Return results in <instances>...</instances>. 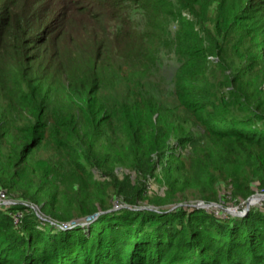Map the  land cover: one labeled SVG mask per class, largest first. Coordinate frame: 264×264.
<instances>
[{
    "label": "trees",
    "instance_id": "16d2710c",
    "mask_svg": "<svg viewBox=\"0 0 264 264\" xmlns=\"http://www.w3.org/2000/svg\"><path fill=\"white\" fill-rule=\"evenodd\" d=\"M0 190L57 223L264 193V0H0ZM96 220L1 207L0 264H264V206Z\"/></svg>",
    "mask_w": 264,
    "mask_h": 264
},
{
    "label": "rangeland",
    "instance_id": "374dc122",
    "mask_svg": "<svg viewBox=\"0 0 264 264\" xmlns=\"http://www.w3.org/2000/svg\"><path fill=\"white\" fill-rule=\"evenodd\" d=\"M228 7V6H227ZM256 192H254L253 194H255ZM262 193V192H259ZM251 196V195H250ZM246 201V200H245ZM245 201H240L237 204H227L226 206H222L220 204H218L217 206L215 205H209V206H205V208H207L208 210H214V213H221L222 216H225L226 214H230L232 216H244L246 213H244V206H245ZM198 203V202H196ZM17 204H21V205H25L30 207V209L33 211V213L41 220L42 223H50L52 225H56L54 227L56 228H63V229H67L69 227H74L77 225H82V226H87L90 223L97 221L96 218H98L102 213L105 212H111L114 210H120L121 208H129L130 210H135V209H143V207L145 208H150L152 210H156V211H170L173 208H176L177 206H179L178 204L172 205L170 208L167 209H162L157 205L154 204H147L144 203L142 206H130L129 204H114V206L108 208L107 210H98L97 212L86 216L83 220L80 219L79 216H73L71 218H67V219H62L61 222L57 223L54 218H52L51 216L45 214L44 212L41 211L40 207H38L37 210L32 208V204L29 203L28 201L25 200H19L16 197H9L6 194H4V192L2 190H0V208H9L11 205H17ZM29 204V205H28ZM182 203H180L181 205ZM194 204L193 202H183V205H192ZM252 206H264V199L257 201L256 203H254L253 205L250 206V208H252ZM199 207V206H198ZM249 208V209H250ZM230 211H228V210ZM248 209V210H249ZM10 214H12V220L15 224H20L21 220H22V212L20 210L17 211H9ZM14 212V213H13ZM237 213H240L239 215H237ZM64 225H66L64 227ZM46 226L42 225L41 228H45Z\"/></svg>",
    "mask_w": 264,
    "mask_h": 264
},
{
    "label": "water",
    "instance_id": "95a60500",
    "mask_svg": "<svg viewBox=\"0 0 264 264\" xmlns=\"http://www.w3.org/2000/svg\"><path fill=\"white\" fill-rule=\"evenodd\" d=\"M262 199H264V193L263 192L262 193L256 192L255 194H252L251 196H249L245 201L244 213H246L248 211V209L250 208L251 205H253L257 201L262 200ZM212 204L215 206L218 205L216 202L204 203L203 201H199L198 203H194L192 205L199 206V207H205V206H209ZM178 205H180V203H178ZM31 206L35 210L38 209V207L36 205L32 204ZM143 208H145V207H143ZM147 209H150V208H147ZM226 210H228V209H226ZM228 211H230V210H228ZM239 214L240 213H237V215H239Z\"/></svg>",
    "mask_w": 264,
    "mask_h": 264
},
{
    "label": "built area",
    "instance_id": "2783aa9c",
    "mask_svg": "<svg viewBox=\"0 0 264 264\" xmlns=\"http://www.w3.org/2000/svg\"><path fill=\"white\" fill-rule=\"evenodd\" d=\"M66 225H64V227H65Z\"/></svg>",
    "mask_w": 264,
    "mask_h": 264
}]
</instances>
